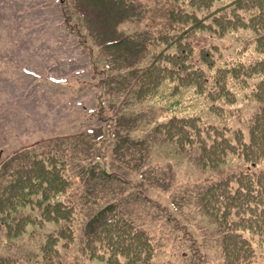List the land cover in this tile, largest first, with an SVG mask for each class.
I'll return each mask as SVG.
<instances>
[{
	"label": "rangeland",
	"instance_id": "rangeland-1",
	"mask_svg": "<svg viewBox=\"0 0 264 264\" xmlns=\"http://www.w3.org/2000/svg\"><path fill=\"white\" fill-rule=\"evenodd\" d=\"M120 7L134 12L126 16ZM163 13L162 0H0V193L15 171L54 149L72 179L68 194L77 201L71 210L85 219L80 226L124 214L152 237L158 264H225L217 224L204 212L201 196L239 167L231 161L203 168L195 146L181 152L174 135L161 141L155 128L169 119L165 107L137 98L132 77L113 76L126 71L102 50L116 53L107 46L113 35H134L144 48L146 38L168 23ZM92 38L100 39L94 50ZM134 55L132 60L148 62L147 51ZM170 88L162 86V95ZM191 96L181 89L171 100L195 114L201 108L191 105ZM259 108L241 101L245 122L232 120L247 143L246 119ZM255 170H264V163ZM38 199L10 215L12 222L31 216L24 233L16 223L0 225V259L43 260L42 246L58 226L36 222L44 210ZM89 235L90 228H83L79 238ZM78 247L60 249L66 264H102L83 261Z\"/></svg>",
	"mask_w": 264,
	"mask_h": 264
},
{
	"label": "trees",
	"instance_id": "trees-1",
	"mask_svg": "<svg viewBox=\"0 0 264 264\" xmlns=\"http://www.w3.org/2000/svg\"><path fill=\"white\" fill-rule=\"evenodd\" d=\"M162 1L168 23L161 32L146 38L149 44L142 48L136 36L119 34L107 45L116 53L102 50L109 63H119L126 71L113 76L122 74L128 81L132 77L131 84L140 88L137 98L165 107L169 119L155 128L161 141H171L169 137L174 135L181 152L195 146L203 168L216 170L228 162L236 163V171L205 188L203 209L217 224L225 264H263L264 170L255 168L264 163V0ZM120 9L126 16L134 12ZM247 38L248 44L244 43ZM99 40L92 38V50L101 46ZM135 51H147L143 58L148 62L132 60ZM118 67L112 68L119 72ZM162 86H170V94L162 95ZM181 89L192 92L191 105L201 108L198 113H185L171 100ZM241 101L261 106L249 119V143L244 141L243 130L235 129L232 122L245 121ZM66 169L61 154L51 149L13 173L14 178L0 193V225L16 223L15 228L24 233L32 223L31 216L12 222L10 215L31 208V198L37 197L44 210L39 211L36 222L42 218L58 229L42 246V261L9 257L0 259V264H66L60 249L75 246L84 220L71 210L77 201L68 194L72 179ZM31 188L36 189V195H31ZM65 201L71 207H66ZM83 228H90L82 251L91 260L158 264L152 237L124 214H114L97 224L91 221ZM195 251L203 260L202 247Z\"/></svg>",
	"mask_w": 264,
	"mask_h": 264
}]
</instances>
